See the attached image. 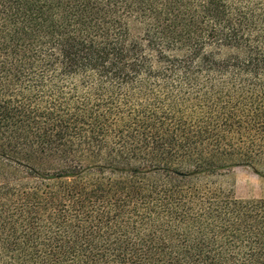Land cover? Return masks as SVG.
I'll return each instance as SVG.
<instances>
[{
  "label": "trees",
  "instance_id": "obj_1",
  "mask_svg": "<svg viewBox=\"0 0 264 264\" xmlns=\"http://www.w3.org/2000/svg\"><path fill=\"white\" fill-rule=\"evenodd\" d=\"M0 264H264V0H0Z\"/></svg>",
  "mask_w": 264,
  "mask_h": 264
},
{
  "label": "rangeland",
  "instance_id": "obj_2",
  "mask_svg": "<svg viewBox=\"0 0 264 264\" xmlns=\"http://www.w3.org/2000/svg\"><path fill=\"white\" fill-rule=\"evenodd\" d=\"M0 165H15L0 159ZM3 180L0 178V182ZM219 184L225 189H231L238 199L260 198L264 190V180L255 175L245 166H238L225 171L218 179Z\"/></svg>",
  "mask_w": 264,
  "mask_h": 264
}]
</instances>
